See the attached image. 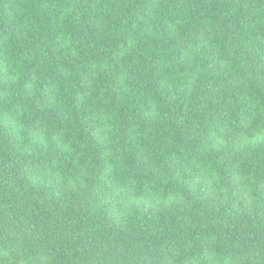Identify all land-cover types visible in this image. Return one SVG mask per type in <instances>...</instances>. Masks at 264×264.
<instances>
[{"label":"trees","instance_id":"16d2710c","mask_svg":"<svg viewBox=\"0 0 264 264\" xmlns=\"http://www.w3.org/2000/svg\"><path fill=\"white\" fill-rule=\"evenodd\" d=\"M0 264H264V0H0Z\"/></svg>","mask_w":264,"mask_h":264}]
</instances>
